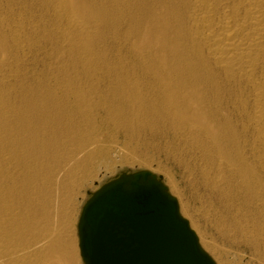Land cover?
<instances>
[{
    "label": "bare ground",
    "instance_id": "1",
    "mask_svg": "<svg viewBox=\"0 0 264 264\" xmlns=\"http://www.w3.org/2000/svg\"><path fill=\"white\" fill-rule=\"evenodd\" d=\"M43 5L49 26L41 33L50 31L51 43H68L76 63L87 66L86 59L103 57L96 46L109 39L116 109L106 122H115V116L127 124L125 135L170 141L168 158L189 169L186 154L194 155L214 196L228 197L229 180L264 214V0H44ZM19 15L0 14V264H75L73 248L51 224L42 193L46 178L37 175L50 168L54 149L55 135L47 143L46 126L60 128L62 117L52 113L56 95L40 91V102L31 104L25 95L20 106L10 104L11 80L20 72L14 63L32 50L24 46L30 37ZM73 87L63 97L73 96L87 124L94 123L90 96ZM239 122L252 133V143L240 139L234 127ZM68 127L64 132L83 136L74 155L92 148L81 126ZM104 159L103 153L96 156ZM136 175L111 185L131 189ZM150 181L158 184L152 175Z\"/></svg>",
    "mask_w": 264,
    "mask_h": 264
},
{
    "label": "rangeland",
    "instance_id": "2",
    "mask_svg": "<svg viewBox=\"0 0 264 264\" xmlns=\"http://www.w3.org/2000/svg\"><path fill=\"white\" fill-rule=\"evenodd\" d=\"M0 1L2 2L0 14L7 12L17 17L19 14L22 15L18 19L20 21L24 19V23L28 25L22 32L25 35L28 33L30 37L28 46L26 44L24 46L32 49V52L27 50L31 54L21 59L19 64L13 60L6 62L9 70L13 63L18 66L14 67L20 70L17 81L11 80L15 90L10 91L14 95L10 104L14 108L20 106L25 95L31 100V104L40 102L43 100L38 94L40 91L56 95L54 103L57 111L52 113H58L56 116L62 117L59 122L60 128L51 129L50 123L46 126L47 143L48 139L55 135L52 143L54 149L49 150L50 168L37 175L46 178L45 191L42 193L50 207L51 224L63 233V240L68 241L73 248L75 264H85L80 249L79 224L86 204L95 194L113 184L121 176L139 173H150L165 192L176 200L180 216L188 222L200 248L214 264H264V214L260 213L254 203L245 202L248 200L247 194L236 191L235 184L228 180V185L226 184V188L227 186L229 188L228 197L220 200L212 194L210 188H207V179L202 177V166L197 163L194 155L186 154L189 169H185L182 164L175 163L166 155L170 150L168 149L170 141L166 143L155 138L150 140V137L144 138L143 135L141 139L137 137L138 133L131 131L125 135L127 124L115 116H113L115 122L105 121L108 113L116 109L109 77L112 64V55L109 56V39L103 40L99 47L96 46L97 50L104 52V56L86 59L87 66H84L80 61L76 63L74 58L70 57V53L67 52L68 43L61 45L60 41L56 40L53 41L55 43H51L46 40L50 31L42 34L46 33L45 27L49 26L44 0ZM40 17L42 20H39ZM60 24L62 22L58 21L57 25ZM39 31L40 34L35 35ZM30 44H33V48ZM35 44L37 46L34 48ZM2 58L5 61L9 59L5 56ZM72 85L73 90L79 88L90 96L94 123L87 124L85 117L74 105L73 96L63 97L64 94H70ZM26 108H22L21 111H25ZM51 120H55V115H52L49 121ZM68 125L81 126L88 134L87 142L92 148L74 155L79 150L83 136L77 131H73V134L64 132L69 128ZM234 127L241 140L246 136L252 143V133L242 131L240 122L234 124ZM19 138L20 146L23 144L21 134ZM91 151L92 154L89 155L88 152ZM100 153L105 156L103 162L96 160ZM177 158L184 157L180 158L177 155ZM77 159L81 161L89 159L90 162L75 163ZM35 167L38 168L37 164Z\"/></svg>",
    "mask_w": 264,
    "mask_h": 264
},
{
    "label": "water",
    "instance_id": "3",
    "mask_svg": "<svg viewBox=\"0 0 264 264\" xmlns=\"http://www.w3.org/2000/svg\"><path fill=\"white\" fill-rule=\"evenodd\" d=\"M150 178L137 174L131 189L110 184L86 204L79 224L85 264H214L176 200Z\"/></svg>",
    "mask_w": 264,
    "mask_h": 264
}]
</instances>
